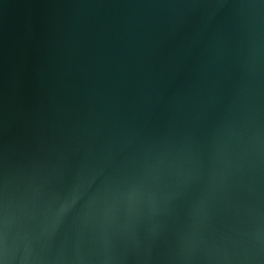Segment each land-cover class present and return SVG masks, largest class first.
I'll return each instance as SVG.
<instances>
[{
    "label": "water",
    "instance_id": "obj_1",
    "mask_svg": "<svg viewBox=\"0 0 264 264\" xmlns=\"http://www.w3.org/2000/svg\"><path fill=\"white\" fill-rule=\"evenodd\" d=\"M0 264H264V0H0Z\"/></svg>",
    "mask_w": 264,
    "mask_h": 264
}]
</instances>
